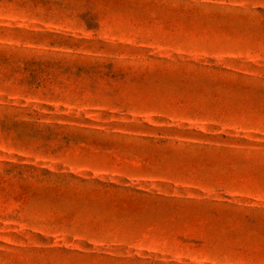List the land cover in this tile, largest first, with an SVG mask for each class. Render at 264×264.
Segmentation results:
<instances>
[{
    "label": "rangeland",
    "instance_id": "374dc122",
    "mask_svg": "<svg viewBox=\"0 0 264 264\" xmlns=\"http://www.w3.org/2000/svg\"><path fill=\"white\" fill-rule=\"evenodd\" d=\"M0 264H264V0H0Z\"/></svg>",
    "mask_w": 264,
    "mask_h": 264
}]
</instances>
